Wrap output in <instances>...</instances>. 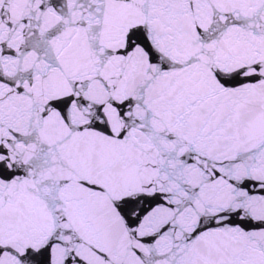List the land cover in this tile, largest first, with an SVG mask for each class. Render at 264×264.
Wrapping results in <instances>:
<instances>
[{"label":"snow or ice","instance_id":"snow-or-ice-1","mask_svg":"<svg viewBox=\"0 0 264 264\" xmlns=\"http://www.w3.org/2000/svg\"><path fill=\"white\" fill-rule=\"evenodd\" d=\"M0 264H264V0H0Z\"/></svg>","mask_w":264,"mask_h":264}]
</instances>
